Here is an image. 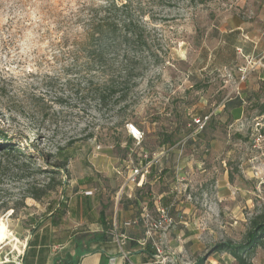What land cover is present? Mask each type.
<instances>
[{
	"label": "rangeland",
	"instance_id": "rangeland-1",
	"mask_svg": "<svg viewBox=\"0 0 264 264\" xmlns=\"http://www.w3.org/2000/svg\"><path fill=\"white\" fill-rule=\"evenodd\" d=\"M99 1L0 0V133L29 152L69 157L67 184L76 175L106 191L114 181L118 191L127 160L151 163L150 174L158 160L182 166L171 183L195 212L200 245L184 264H237L213 247L245 242L264 214V117L254 106L264 103V0H132L152 19L151 38L166 62L137 80L130 99L104 104L84 73L64 71L58 48L63 33L74 35L77 11ZM236 98L245 103L231 119L224 104ZM206 116L208 130L198 132L192 122ZM129 125L142 132L139 144ZM163 135L175 144L163 146ZM21 163L13 157L2 172L0 205H15L28 183L47 182ZM62 196L27 199L17 214L0 211L12 234L0 243V264H21L36 222L49 219ZM262 243L252 264H264V236Z\"/></svg>",
	"mask_w": 264,
	"mask_h": 264
},
{
	"label": "trees",
	"instance_id": "trees-1",
	"mask_svg": "<svg viewBox=\"0 0 264 264\" xmlns=\"http://www.w3.org/2000/svg\"><path fill=\"white\" fill-rule=\"evenodd\" d=\"M210 1L212 0H201L200 4ZM146 16L142 4H135L132 0H100L99 3L83 5L74 16V23L70 24L76 26L74 35L63 33L59 39V54L67 63L64 71L72 73L76 70L77 74L84 73L88 78V88L94 87L93 98L100 99L103 104L107 99H130L134 88L137 87V80L144 77L153 64L166 62V57L160 55L162 52L167 56L163 51L164 47H158L156 41L151 38L152 30L148 25L152 19ZM244 103L240 98L231 99L224 104V110L231 117L230 112L242 108ZM254 106L259 110L257 117H264V103L258 102ZM261 132L264 134V127ZM163 136V146L175 144L171 135ZM237 136L241 138L239 134ZM0 141V176L3 171H9V159L17 157L24 159V163H21L24 170L31 169L35 175L47 178V182L28 183L18 202L13 206L9 203L2 204L0 211L13 210V214H17L19 210L28 209L27 199L42 203L54 194L64 196V174L70 178L69 157L54 160V155L43 151L29 152L17 143L13 144V138L2 133ZM209 143L208 141L207 146ZM63 151L59 150L57 157L62 156ZM23 169L19 171L15 168L19 172H24ZM27 178L29 177H21L24 180ZM58 206L60 207L56 210ZM63 208L64 201L58 202L53 215L62 213ZM40 222H36L37 229L41 226ZM263 236L264 214L254 220L253 228L245 242L218 243L213 247L214 253L225 252L234 258L237 264H252L249 256L256 247L263 244ZM197 264H205V259L198 260Z\"/></svg>",
	"mask_w": 264,
	"mask_h": 264
},
{
	"label": "crops",
	"instance_id": "crops-1",
	"mask_svg": "<svg viewBox=\"0 0 264 264\" xmlns=\"http://www.w3.org/2000/svg\"><path fill=\"white\" fill-rule=\"evenodd\" d=\"M135 165L134 161L124 162L118 191L112 190L114 181L106 191L100 184L86 186L82 177L73 175L64 191L62 213L36 229L23 264H184L188 251L192 253L200 245L199 234L191 229L195 212L171 183L176 170L183 167L158 160L140 184L139 178L131 179ZM160 208L181 211L184 219L165 235L159 233L142 245L143 225L125 224L144 211L156 214ZM155 242L163 244L164 261L157 258Z\"/></svg>",
	"mask_w": 264,
	"mask_h": 264
},
{
	"label": "built area",
	"instance_id": "built-area-1",
	"mask_svg": "<svg viewBox=\"0 0 264 264\" xmlns=\"http://www.w3.org/2000/svg\"><path fill=\"white\" fill-rule=\"evenodd\" d=\"M209 117L197 118L193 120V125L198 132L202 131L206 126ZM128 130L133 136L135 140L138 141V144L143 139V134L137 128L132 125L128 126ZM145 158H148L145 155ZM151 163L147 162L144 166H136L133 170V175L131 179L137 180L138 178L140 184H144L148 175H150ZM188 200H192L191 197H188ZM184 219V213L181 211H177V213H173L172 209L169 208H160L158 209L156 214L151 213L150 211H144L140 217L129 221L125 224L126 227L138 226L140 224L143 225L145 230V238L143 240L142 245L147 244L149 241L153 240V237L159 233L165 235L172 229H174L178 225V221H182ZM155 249L157 251V258L163 261V250H162V242H155Z\"/></svg>",
	"mask_w": 264,
	"mask_h": 264
},
{
	"label": "bare ground",
	"instance_id": "bare-ground-1",
	"mask_svg": "<svg viewBox=\"0 0 264 264\" xmlns=\"http://www.w3.org/2000/svg\"><path fill=\"white\" fill-rule=\"evenodd\" d=\"M11 231L9 230L7 224L4 222L3 219L0 220V243L8 242L12 239ZM11 237V238H10ZM17 240L16 238H14Z\"/></svg>",
	"mask_w": 264,
	"mask_h": 264
},
{
	"label": "water",
	"instance_id": "water-1",
	"mask_svg": "<svg viewBox=\"0 0 264 264\" xmlns=\"http://www.w3.org/2000/svg\"><path fill=\"white\" fill-rule=\"evenodd\" d=\"M64 181H63V185H64V187H66L67 186V175L66 174H64ZM63 198H64V196H62V200H63ZM60 206H58L57 207V209L56 210H58V208H59ZM55 210V211H56ZM55 211L54 212H52V213H50V215L47 217V218H49V217H51L54 213H55ZM43 223V221H41L40 223H39V225L40 224H42ZM37 229V227L29 234V236H28V238H27V240H26V244H25V249H24V252H23V257L25 256V254H26V251H27V249L29 248V245H30V242H31V240H32V238H33V235H34V232H35V230ZM21 264H23V259H22V261H21Z\"/></svg>",
	"mask_w": 264,
	"mask_h": 264
}]
</instances>
